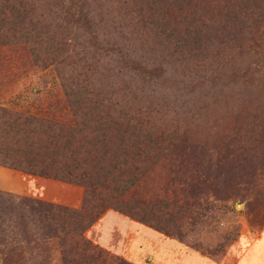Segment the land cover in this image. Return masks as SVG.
Segmentation results:
<instances>
[{
    "label": "rangeland",
    "instance_id": "obj_1",
    "mask_svg": "<svg viewBox=\"0 0 264 264\" xmlns=\"http://www.w3.org/2000/svg\"><path fill=\"white\" fill-rule=\"evenodd\" d=\"M78 92L152 128L126 199L176 219L168 236L109 208L84 232L98 264H264V0H0V107L74 124ZM0 193L86 198L2 164ZM7 219L0 264H64L58 239Z\"/></svg>",
    "mask_w": 264,
    "mask_h": 264
},
{
    "label": "trees",
    "instance_id": "obj_2",
    "mask_svg": "<svg viewBox=\"0 0 264 264\" xmlns=\"http://www.w3.org/2000/svg\"><path fill=\"white\" fill-rule=\"evenodd\" d=\"M74 97V124L0 107V164L83 186V209L69 210L0 193V235L6 234L7 218L15 213L22 229L33 227L46 238L58 239L64 264L75 263L79 250L90 255L89 264L105 262L108 254L86 240L84 232L109 208L168 236L175 235L171 225L176 219L170 205L159 207L126 199L137 176L151 161L149 153L156 144L152 128L129 113L106 107L103 101L96 105L91 96L78 92Z\"/></svg>",
    "mask_w": 264,
    "mask_h": 264
},
{
    "label": "crops",
    "instance_id": "obj_3",
    "mask_svg": "<svg viewBox=\"0 0 264 264\" xmlns=\"http://www.w3.org/2000/svg\"><path fill=\"white\" fill-rule=\"evenodd\" d=\"M262 236L263 235H260V237L257 239V240H259V239H261L262 238ZM191 260V263L193 262V260H197L199 263H201V264H205V263H203L202 261H200V259H198V258H196V257H192V258H190ZM191 263H189V264H191ZM207 263H208V261H207Z\"/></svg>",
    "mask_w": 264,
    "mask_h": 264
}]
</instances>
